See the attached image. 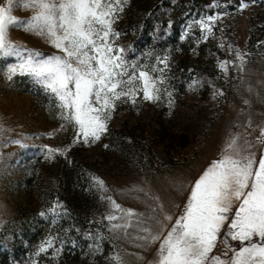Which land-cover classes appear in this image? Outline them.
Instances as JSON below:
<instances>
[{"label":"rangeland","instance_id":"rangeland-1","mask_svg":"<svg viewBox=\"0 0 264 264\" xmlns=\"http://www.w3.org/2000/svg\"><path fill=\"white\" fill-rule=\"evenodd\" d=\"M209 3L128 0L114 25L121 33L116 42L125 47L129 60L149 69L157 57L169 56L170 71L165 74L174 107L169 108L167 95L158 102L141 99L135 106L120 102L109 133L93 145L72 146L67 159L45 158L44 145L66 146L74 135L72 126L58 117L56 99L27 75L6 79L4 70L15 58L0 57V120L11 129L4 137L22 141L19 145L0 137V264H112V253L119 254L123 264H148L158 244L138 239L144 233L137 220L127 230L109 228L103 217L113 209L91 187V175L105 181L104 195L142 214V227H155L150 218H160L157 206L162 203L173 216L179 215L175 206H183L189 182L216 157L230 133L239 132L241 139L252 141L259 155L255 137L264 125V0L242 13L233 11L237 0H219L222 9H207ZM217 10L229 15L214 36L199 45L191 34L180 39L189 20ZM31 13L22 6L13 8L22 19ZM192 31L199 37L198 29ZM9 38L45 55L56 51L42 37L15 26L9 28ZM221 44L224 47H218ZM228 45L247 53L243 70L230 66L225 74L217 67L218 60L234 58ZM193 78L204 81L195 91L188 88ZM209 80L223 93L215 99ZM56 201L63 202L68 215L61 213L53 224L50 213L40 212L47 213ZM86 232L103 233L102 250L95 255ZM56 234L65 241L59 255L39 252L45 237ZM229 244L238 246L230 239ZM54 247H60L59 241ZM223 252L232 255L221 238L214 253Z\"/></svg>","mask_w":264,"mask_h":264},{"label":"snow or ice","instance_id":"snow-or-ice-1","mask_svg":"<svg viewBox=\"0 0 264 264\" xmlns=\"http://www.w3.org/2000/svg\"><path fill=\"white\" fill-rule=\"evenodd\" d=\"M256 2L237 0L233 11L242 13ZM127 3L128 0L0 2V57L15 58V62L8 63L4 70L6 79L11 81L17 74L29 76L56 99L58 117L74 129L70 144L62 147L43 146L47 160H54L57 156L67 159L72 146H90L101 141L109 133V123L120 102L135 106L141 99L158 102L162 95H167L169 108L174 107L172 91L167 87L169 78L165 74L170 71L169 56L157 57V64L149 69L135 59L129 60L125 47L116 42L115 38L121 33L114 25ZM16 6L31 9V15L25 19L14 15L13 8ZM205 7L222 9L223 6L219 0H210ZM227 15L229 13L224 10L200 14L198 18L188 21L180 39L184 40L191 34L197 45L202 40L207 41L215 35L217 26ZM12 26L42 37L56 51L45 55L13 41L9 38V28ZM192 29L199 30V37ZM227 47L234 58L218 60L217 67L225 74L230 66L243 70L247 53L231 45ZM208 83L214 89V99L223 94L211 80ZM203 84V80L193 78L188 88L195 91ZM243 102L249 103L247 99ZM251 123L249 117L247 124L251 126ZM9 131L11 129L0 120V137L22 145L19 139L4 137V133ZM255 141L260 145L259 155L252 141L241 139L239 132L230 133L216 157L189 182L190 191L183 206H175L179 215L173 216L162 203L157 206L160 218H150L155 220V227H142V214L132 207L124 208L111 196L104 195L107 190L105 181L91 175V187L100 192L102 199L108 200L113 209L103 219L109 222L112 230H127L133 220H137L136 226L144 233L138 239L149 245L158 244L148 264H264V125L259 126ZM104 147L110 145L105 144ZM138 190L143 191V188ZM48 213L55 224L61 213L68 215V210L62 201H56L47 209V213L41 211L40 215ZM118 220L123 223H114ZM170 221L174 222L169 224ZM85 235L93 241L89 245L92 254L100 252L103 233L94 235L86 232ZM221 238L231 250V256L227 252L214 253ZM229 239L238 242V246L229 244ZM57 241L60 247H54ZM64 242L59 234L49 235L38 251L52 250V255L56 257ZM110 259L112 264H123L117 253L110 254Z\"/></svg>","mask_w":264,"mask_h":264}]
</instances>
